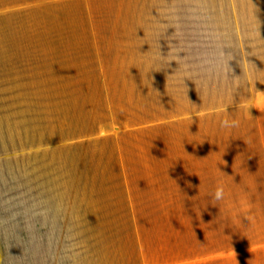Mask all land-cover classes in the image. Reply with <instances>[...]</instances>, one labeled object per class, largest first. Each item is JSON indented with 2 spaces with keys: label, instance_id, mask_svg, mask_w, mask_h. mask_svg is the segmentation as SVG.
I'll return each instance as SVG.
<instances>
[{
  "label": "crops",
  "instance_id": "1",
  "mask_svg": "<svg viewBox=\"0 0 264 264\" xmlns=\"http://www.w3.org/2000/svg\"><path fill=\"white\" fill-rule=\"evenodd\" d=\"M0 264H264V0H0Z\"/></svg>",
  "mask_w": 264,
  "mask_h": 264
},
{
  "label": "rangeland",
  "instance_id": "2",
  "mask_svg": "<svg viewBox=\"0 0 264 264\" xmlns=\"http://www.w3.org/2000/svg\"><path fill=\"white\" fill-rule=\"evenodd\" d=\"M70 44H72V45H70V46H72V47H70L71 50L79 51V48H77L75 46H77V45L79 46L80 43H73L72 42ZM122 44L124 45V43H122ZM88 45H91V50H87L86 46H88ZM86 46H85L86 49H84V51H85L84 57L85 58H83V62L86 65L87 68H85V73L82 74L86 78V81L88 83H93L98 78L99 82L101 81V82L105 83V82L108 81V79H111V77H115V80H116L117 78H116L115 74L107 73L105 71V69H104V74H103L102 70L100 69V67H102L104 65V62H103L104 58H103L102 53L106 49L105 48L104 49L98 48L96 42L95 43L87 42ZM110 46H108L109 49H110ZM108 48H107V53H108V56H109V51L110 52H112V51L109 50ZM115 55H114V58L118 59V58L115 57ZM97 69H98V71H97ZM82 71H83V69H82ZM103 77H105L106 79L102 80Z\"/></svg>",
  "mask_w": 264,
  "mask_h": 264
},
{
  "label": "clouds",
  "instance_id": "3",
  "mask_svg": "<svg viewBox=\"0 0 264 264\" xmlns=\"http://www.w3.org/2000/svg\"><path fill=\"white\" fill-rule=\"evenodd\" d=\"M222 194H223V189L222 188L217 189L216 198L217 199L221 198Z\"/></svg>",
  "mask_w": 264,
  "mask_h": 264
}]
</instances>
